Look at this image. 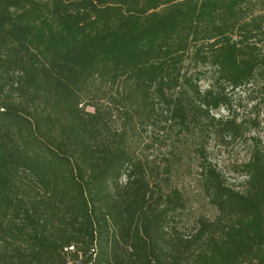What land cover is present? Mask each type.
Here are the masks:
<instances>
[{"label":"trees","instance_id":"16d2710c","mask_svg":"<svg viewBox=\"0 0 264 264\" xmlns=\"http://www.w3.org/2000/svg\"><path fill=\"white\" fill-rule=\"evenodd\" d=\"M254 1L0 0V264H264V149L235 188L203 167L216 215L185 233L132 144L156 121L236 133L210 114L264 87Z\"/></svg>","mask_w":264,"mask_h":264},{"label":"rangeland","instance_id":"374dc122","mask_svg":"<svg viewBox=\"0 0 264 264\" xmlns=\"http://www.w3.org/2000/svg\"><path fill=\"white\" fill-rule=\"evenodd\" d=\"M254 3L256 14H264V0ZM209 75L208 71L201 75L203 78L198 83L201 89L206 87ZM228 94L230 108L210 115L232 120L236 133L216 132L208 119L188 129L171 122H149L134 132L133 148L144 168H155L162 183L166 178L169 189L176 188L183 195L186 209L179 218V227L185 233L198 218L213 220L216 215L202 187L203 167L210 165L228 186L235 188L244 180L241 165L248 161L256 146L264 149V87L258 84L252 90H231ZM114 113L113 125L120 127L119 114Z\"/></svg>","mask_w":264,"mask_h":264}]
</instances>
